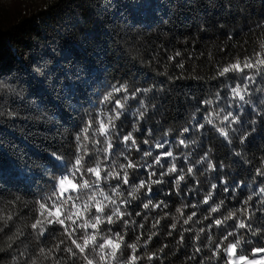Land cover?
<instances>
[{
  "label": "trees",
  "instance_id": "1",
  "mask_svg": "<svg viewBox=\"0 0 264 264\" xmlns=\"http://www.w3.org/2000/svg\"><path fill=\"white\" fill-rule=\"evenodd\" d=\"M177 51L181 55L170 61L168 57ZM257 51L264 52V0H0V213L13 214L9 227L0 232V264H24L39 248H51L61 238L59 225L54 235L50 228L45 237H37L29 227L35 219V202L50 194V181L62 171L61 162L50 153L55 151L70 163L75 134L89 117L109 112L114 99L125 95L129 98L115 121L109 160L104 161L103 151L98 155L105 169H118L127 163L125 156L132 160L137 165L128 169L133 185L147 180L150 171L156 173L153 180L161 181L151 184L150 192L146 187L135 193V199L128 195L132 188L121 185L117 205L129 225L125 228L117 221L107 226L126 233L128 243L140 235L139 254L146 257L152 252L158 257L138 264H223L212 252L221 236L241 220L251 225L235 230L251 242L244 247L250 252L264 246V175L257 173L258 168L264 171V92L256 91L257 85L264 88V79L256 78L257 85L245 96L251 103L243 104L233 100L230 91L241 83L239 74L216 75L225 64ZM177 63L184 67H176ZM121 85L127 92L102 103L113 86ZM68 86L79 101L75 111L59 99L61 88L67 93ZM209 100L211 104L204 103ZM32 105L54 114L53 121L40 124L6 115L15 111L28 116ZM140 111H145L143 117ZM227 111L239 122L226 129L225 139L217 131L224 127L220 117L213 116L215 127L205 117L216 112L222 117ZM129 133L139 151L123 140ZM96 139L104 141L102 136ZM158 143L165 147L157 149ZM89 150L92 166L97 153L91 144ZM145 151L152 155L144 156ZM164 151L173 157L153 164ZM209 162L213 170L208 169ZM173 164L177 172L160 175ZM179 175L184 179L177 186ZM116 183L109 178L101 187L110 192ZM16 197L19 200L12 206L9 202ZM121 200L127 203L121 205ZM149 200L161 206L145 209ZM216 205L220 210L209 216ZM231 211H236V218L220 227L212 224ZM192 212L196 215L185 224ZM157 220L160 223L153 227ZM17 230L23 235L13 243L9 237ZM152 233L156 235L145 247L144 240Z\"/></svg>",
  "mask_w": 264,
  "mask_h": 264
},
{
  "label": "snow or ice",
  "instance_id": "2",
  "mask_svg": "<svg viewBox=\"0 0 264 264\" xmlns=\"http://www.w3.org/2000/svg\"><path fill=\"white\" fill-rule=\"evenodd\" d=\"M181 53L177 51L175 56H170L168 59L174 60L175 57L180 56ZM176 67L183 68V63H177ZM229 74H239L238 78L241 83H237L235 87L231 88V97L233 100L238 99L243 102V104L251 103L250 100H246L245 96L250 95L252 92V85H257V77H262L264 79V52L257 51L254 52L252 56H244L243 60L235 59L234 61L225 64L223 67L217 70L216 75L219 77H225ZM236 78V77H233ZM57 81H53L52 86L55 89ZM2 87V85H0ZM137 92L141 91L136 89ZM143 91L147 92V89ZM256 91L264 92V88H260L257 85ZM121 92H127V88L123 85L117 87L113 86V90L104 96L102 103L113 101V97ZM135 92L132 93L135 96ZM128 96H122L120 98L114 99V106L109 110V112H101L95 118L89 117V119L81 127L80 131L74 136L75 151L72 155L71 162L64 160L61 154L53 151L50 153L51 157L57 161L61 162L62 171L60 175L54 176L51 183V192L48 196L36 201L35 219L29 227L32 229L33 233L37 237H45L49 234V229L52 228L54 235L55 225H59L61 231V238L55 243L51 248L41 247L37 252L33 254L31 258L25 259L24 264H44L45 261H50L52 264H138L142 259L146 258L148 261H153L158 259L156 253L149 252L146 257H142L139 253L141 248L138 247L140 244L141 236L136 237L134 243H128L126 240V233L115 230L112 227H107L120 221L125 228L128 227L129 221L125 219L126 213L121 211V207L117 205V199L122 195L120 188L121 185H127L132 188L128 195L135 199V193L139 192L141 189L146 188L151 191V184L161 183L160 180H153L152 177L156 175L154 171L147 173V180H140L138 184L133 185L129 178L128 169H135L137 165L129 160L127 156L124 159L127 163H121L116 167H111L110 169H105L101 167V160L98 153L103 151L105 154L104 161L109 160L111 155L113 144L111 143V137L113 135V130L117 128L115 123L122 114V110L125 107V103L128 100ZM62 103L66 104L67 107L75 111L74 105L78 104V98L75 92L70 86H68L67 93L64 92V88H61V95L59 97ZM206 104H211L212 101H204ZM143 107V105H141ZM242 107V105L240 106ZM146 111V110H145ZM145 111H140L139 116L143 117ZM30 115L21 117L20 113L11 111L6 113L10 120L24 119L30 120L33 123L47 124L51 123L54 119V114H49L48 111L41 110L39 105H32L29 108ZM224 112V109H221ZM213 116L220 117L221 124L224 127H220L217 131L225 139L229 138V133L226 129L231 128L233 124L239 122L238 116L234 115L232 111L225 112L222 117L220 112L209 113L205 117L207 124L213 125ZM98 125V127H97ZM203 128L204 125H199ZM188 129L185 128L184 132ZM97 136L104 137V141L97 140ZM125 142L131 141V146L135 147L139 151L136 140L133 139L132 134L123 137ZM244 142V138H241V143ZM104 143L106 147L102 149H97L96 145ZM144 143H148L147 140ZM185 141L180 140V144L183 145ZM89 144H91L92 149L97 153L95 161L92 166H89V161L92 160L93 153L89 150ZM157 149H162L165 147L164 143H158L155 145ZM123 155V153L121 154ZM151 151H145L144 156H151ZM163 157H173L171 151L161 152L154 158L153 164H160ZM207 153L201 159H205ZM113 163H115L113 161ZM149 168L152 165H148ZM215 166L209 162L208 169L213 170ZM177 172V167L175 164L168 168L166 172H161L160 175H168L170 173ZM189 174L193 173V167L187 169ZM102 173L104 175L102 176ZM258 175H264V171L257 169ZM86 177H94L95 179H89ZM109 178L117 181L115 186H113L110 192H106L101 187V182L106 181ZM184 179L183 175H179L175 179L177 186ZM217 185L213 184L212 188L215 189ZM227 191V188H225ZM264 192V189H261ZM211 198V192L205 197L204 203H208ZM249 200L252 199L250 196ZM16 197L9 203L14 206ZM127 203L124 200L120 201L123 205ZM247 204V201L244 202ZM223 201H221V205ZM150 205L153 208H159L160 204H152L151 200L145 203L143 207L148 209ZM221 205H216L212 207L209 213H217L220 210ZM94 209V212H93ZM109 211L106 212L105 210ZM244 211H247L245 209ZM178 213L181 212L177 209ZM136 215H140L139 212ZM196 213L192 212L191 215L184 220L187 224L192 220ZM208 217H206L207 219ZM236 218V211H231L223 219H213L212 224L217 227L223 225L226 221ZM147 219V217H145ZM13 220V214H3L0 213V222L3 226L0 227V232H4L5 229L9 227V222ZM135 223V222H133ZM160 221L157 220L153 227H156ZM209 225V227L212 226ZM104 225L105 227H101ZM140 228H144L143 224L139 225ZM175 228V225H172ZM232 231H227L226 234L222 235L220 240L216 243L215 248L212 252L213 257L217 260L223 262V264H264V246L252 247L249 252L244 244L251 243L250 241H244L241 237L237 236L236 229H250L251 225L245 223L243 220L239 221L235 225L231 226ZM201 232L204 229L200 230ZM170 234V233H169ZM253 235L257 233L253 231ZM23 235V232L17 230L14 237H9V239L15 242V239ZM156 233H152L144 240V246L146 247L149 241L152 240ZM232 237L234 239L230 240ZM9 248L12 244L8 245ZM130 249L131 252L126 254L125 250ZM163 249H161L162 251ZM200 248H196V252H200ZM65 254V255H60ZM20 256H25L24 252L19 253ZM15 260L16 258L13 257Z\"/></svg>",
  "mask_w": 264,
  "mask_h": 264
}]
</instances>
